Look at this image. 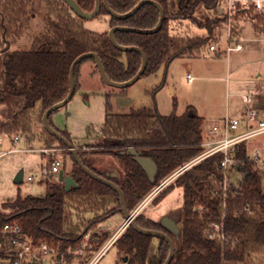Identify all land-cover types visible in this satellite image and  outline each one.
Instances as JSON below:
<instances>
[{
    "label": "trees",
    "instance_id": "1",
    "mask_svg": "<svg viewBox=\"0 0 264 264\" xmlns=\"http://www.w3.org/2000/svg\"><path fill=\"white\" fill-rule=\"evenodd\" d=\"M76 1L83 10L91 12L98 0ZM108 1L113 10L125 13L140 0ZM157 1L165 11L160 29L154 32L119 29L115 32L118 43L137 45L146 53L147 67L143 75L157 74L162 66L168 67L178 57L204 54L218 41L217 26L226 20L219 14L218 0ZM201 8L207 9L211 15L200 18L197 13ZM39 9L55 17L46 21V32L35 38L31 49H6L8 43L15 42L25 32ZM102 15L110 17L111 27L122 25L146 29L156 26L160 10L154 3L146 2L132 15L116 18L102 5L97 16ZM243 16L251 17L254 29L264 34V14L261 11L252 9L247 14L235 15V18ZM84 21L64 0H0V134H20L48 146L58 143L71 155L73 165L67 174L78 183L77 187L67 190L64 182L47 179L45 196L19 195L14 201L6 202L5 207L11 211H0V229L6 222H19L26 236L35 243L46 241L68 262L79 257L77 251L94 224L117 211L122 212L121 202L116 190L86 173L66 144L46 130L43 115L51 105L68 95L70 67L80 54L97 52L108 76L115 81L132 78L142 65L140 52L117 48L111 42L108 30H92ZM175 22H187L206 32L204 35L175 33ZM232 31L241 35L237 26ZM85 62L96 66L93 57L85 58L77 65L76 90L80 87L79 78ZM95 70L99 72L97 66ZM111 94L107 93L103 125L99 129L88 128V137L96 133L95 142L82 143L67 129L56 127L53 114L57 110L51 113L49 120L77 148L85 165L123 189L127 207L133 211L165 178L203 151L204 117L193 105H188L181 114L163 115L157 106L117 113L109 101ZM131 146L140 155L155 161L152 173L129 151ZM105 155L111 161L105 159ZM236 158L244 169L239 188L230 185L227 191L224 190L223 154L217 152L180 174L153 199L151 203L158 204L175 186L183 188L178 236L144 213L136 217L140 226L164 230L173 238L176 250L171 264H247L250 257L264 246L263 176L255 169L244 143L240 145ZM97 162L106 166L114 164L119 174L101 170L96 166ZM72 211L83 215L78 217L81 218L79 222H73ZM88 212L95 213L89 220L86 218ZM84 219L88 221L85 227L81 225ZM94 238L93 255L105 241L99 237L96 242ZM154 238H158L155 250L152 249ZM113 246L117 251L116 259L120 258L124 264H164L170 251L164 238L141 233L131 225L125 228Z\"/></svg>",
    "mask_w": 264,
    "mask_h": 264
},
{
    "label": "rangeland",
    "instance_id": "2",
    "mask_svg": "<svg viewBox=\"0 0 264 264\" xmlns=\"http://www.w3.org/2000/svg\"><path fill=\"white\" fill-rule=\"evenodd\" d=\"M197 14L200 18L205 19L211 15V12L201 8ZM50 18L55 17L53 15L50 17L44 9H39L25 32L11 43L10 49H31L34 46L35 38L46 32V21ZM234 22L241 28V41L244 48L222 55H215L209 49L205 50L204 56L202 53V55L194 57L195 76L191 81L186 77L187 63L191 62L194 65V62L192 60L185 61L186 57L174 59L168 67L162 66L157 74L143 75L124 89L106 85L100 79L99 72L95 70L97 75H92L89 72L85 62L83 64L85 83L78 87L67 104L57 109L53 114L55 126L59 129H67L82 143L95 142L96 133L88 137L87 131L90 127L99 129L103 125L106 117L107 93H112L109 101L113 111L117 113H127L132 108L157 106L163 115L173 112L181 114L188 105H193L201 116H205L204 125L208 128L215 122H220V119L227 113L233 116L240 115L245 109V104L242 101L243 94L252 93L254 95L253 104L264 107V34L254 29L251 17L235 18ZM84 24L95 31H106L109 27V16L102 15L85 19ZM192 27L194 31H204L194 25ZM216 31L218 36L216 43L220 47H225L228 44V23L220 22ZM233 43L231 42V44ZM13 137V135L8 136L2 133V142H0V152L12 149L7 154L0 156V211L5 212L11 211V208L5 207L6 202L14 201L19 195L22 197L28 195L43 197L47 194V179L57 180L56 177L28 179L32 175L40 176L42 167L47 162L48 156L40 149L57 148L61 153L62 169L65 173L69 172L73 165L71 155L56 142L48 146L35 139L30 141L23 135L17 141H14ZM246 143L249 154H252L256 147L263 149L264 134L249 138ZM15 148L16 150H13ZM88 149H91V146ZM243 171V166L231 167L228 170L229 185L239 188ZM20 172H22V181L17 182L16 179ZM163 199L157 207H154L156 205L154 203L149 205L150 208H154L155 217L158 218L165 212L180 216L184 200L183 188L175 186ZM72 214L74 223L79 222L81 218L78 217L83 216L76 211H72ZM87 220L82 221L83 227L86 226ZM122 220L121 213H113L94 224L89 231L93 233L96 231L106 232L110 236L119 229ZM179 222L180 220L176 222L177 226L180 225ZM93 236L92 233L89 234L88 239L84 236L81 245L82 251H77L80 254L79 257L67 261L69 264H87L97 253L95 252L93 255L91 249L94 246ZM157 243L158 238H154L153 250ZM116 252L114 246L110 247L95 264H124L120 258L116 259ZM90 256L92 257L89 259ZM247 264H264V246L250 257Z\"/></svg>",
    "mask_w": 264,
    "mask_h": 264
},
{
    "label": "built area",
    "instance_id": "3",
    "mask_svg": "<svg viewBox=\"0 0 264 264\" xmlns=\"http://www.w3.org/2000/svg\"><path fill=\"white\" fill-rule=\"evenodd\" d=\"M252 9L261 11L264 14V0H218L219 14L225 17V21L228 23V44L225 47H220L217 43H213L209 46V50L215 55H222L233 50H242L244 48L241 41L242 36L235 35L232 31V28L237 26L234 22L235 15L241 13L247 14ZM238 29L241 28L238 27ZM231 42L234 43L231 44ZM186 77L189 81L194 78L193 64L191 62L187 63ZM242 101L245 104L243 112L237 116L227 113L220 119V122H215L210 128L209 135H204L202 143L203 151L190 161L181 165L156 186L132 211L133 216L137 217L180 174L204 158L217 152L223 154L221 166L225 171L224 190H228L230 186L228 183V170L231 167L242 165V162L236 158L240 145L244 143L248 146L246 141L249 138L264 134V107L253 104L254 95L252 93L243 94ZM20 137V135H15L13 140L17 141ZM0 142H2L1 134ZM13 150H16V148ZM40 150L48 156L47 162L43 165L40 176L32 175L28 179L33 180L37 177H56L59 179V174L63 170V162L60 157L61 153L58 152L57 148H42ZM10 151L12 149L4 150L0 152V156ZM249 157L254 161L255 169H258L263 176L264 150L261 147H256L252 154H249ZM0 235V264H69L65 257L57 254L54 248L46 241L35 243L30 237L26 236L19 222H6L0 229ZM115 241L116 238H113L87 264H95ZM78 251L81 252L82 249L80 248Z\"/></svg>",
    "mask_w": 264,
    "mask_h": 264
},
{
    "label": "water",
    "instance_id": "4",
    "mask_svg": "<svg viewBox=\"0 0 264 264\" xmlns=\"http://www.w3.org/2000/svg\"><path fill=\"white\" fill-rule=\"evenodd\" d=\"M64 1L72 8V10L74 11L75 14H78L79 16H81L84 19H91V18L97 16L99 14L101 8H102V5H104L106 7V9L109 11V13L112 14L116 18H125V17L132 15L146 2L154 3L160 10V19H159L158 23L156 24V26L153 28L143 29V28H133V27H129V26L116 25V26L111 27L109 30V38H110V40L114 46H116L117 48L124 50V51L136 50V51L140 52V54L142 55V65H141L140 69L138 70V72L132 78H130L126 81L112 80L108 76V74L105 70V67L103 65L102 59L97 52L89 51V52H84V53L80 54L79 56H77L74 59V61L71 64V67H70V77H69L70 78V90H69L68 95L63 100H61L60 102H57V103L51 105L45 111V113L43 115V124H44V127L46 128V130H48L51 134L55 135L56 137H58L60 140H62L66 144V146L69 148V150L73 154L76 162L79 164V166L86 173H88L90 176H92L96 180H98L104 184L109 185L110 187H112L114 190H116L118 192L119 197H120V202H121V210H122V212L125 216V220H126L125 221V228L127 226L131 225L141 233L164 238L169 243L170 251H169V254H168L164 264H171L173 257H174V254H175V250H176V246H175V242H174L173 238L164 230L149 229V228H144V227L140 226L136 221V217L133 216L132 211H130L127 207L126 195H125V192L123 191V189L118 184H116L114 181L110 180L109 178H107L105 176L99 175L98 173L93 171L91 168H89L87 165H85L83 163L81 157L78 154L77 148L73 145V143L66 136H64L60 131L55 129L51 125L50 120H49L51 113H53L55 110L59 109L60 107L64 106L65 104H67L69 102V100L73 97V95L75 94V91H76L75 69H76L77 65L82 60H84L85 58L93 57L95 59L96 66L98 67L99 73H100L101 77L103 78V80L108 85H111L114 87H119V88H125V87L132 85L138 79H140L142 77L146 67H147V55H146V53L144 52V50L142 48H140L137 45H123V44L118 43L117 40L115 39V32L119 29H121V30H136V31H140V32L157 31L162 26L164 18H165L164 8L157 0H140L129 11H127L125 13H118L111 8L108 0H98L96 3L95 9L90 12V11L83 10L76 0H64ZM9 46H10V43H8L6 49H9ZM129 151L133 152L135 154V158L143 165V167L148 172L152 173L154 171L155 161L152 158L140 155L139 153H137L135 151V149L132 146L129 147ZM21 176H22V172H20L18 174L17 179H16L17 182L21 181ZM59 180L64 182L67 190H70L72 186H74V187L78 186V183L73 178V176L65 173L64 170H62L60 172ZM169 228H170V231H172L175 234V236L179 235L180 227L177 226V223H174V225H171Z\"/></svg>",
    "mask_w": 264,
    "mask_h": 264
},
{
    "label": "crops",
    "instance_id": "5",
    "mask_svg": "<svg viewBox=\"0 0 264 264\" xmlns=\"http://www.w3.org/2000/svg\"><path fill=\"white\" fill-rule=\"evenodd\" d=\"M205 9V8H204ZM205 10H207V9H205ZM198 15V14H197ZM180 26V27H179ZM191 26H192V24H187V22H184L183 24H180V23H177V22H175L174 24H173V31L175 32V33H177V32H181V33H190V34H195V35H204V33H205V30L204 29H202V30H204L203 32H197V31H194V28L192 27L191 28ZM196 27V26H195ZM110 28H111V26H110V17H109V27H108V31L110 30ZM196 28H198V27H196ZM200 29V28H199ZM220 31V30H219ZM195 32V33H194ZM10 46H11V44H10ZM10 46H9V48H10ZM206 54V53H205ZM205 54H203V56L205 55ZM187 59L185 60V61H189V60H192L193 62H194V57H186ZM185 63V62H184ZM87 67H88V69H89V72L92 74V75H97L98 73L95 71V64L94 63H92V62H87ZM193 71H194V76H195V62H194V65H193ZM100 74V73H99ZM84 70H83V66H82V70H81V76H80V79H79V81H80V85H83V83H85V79H84ZM100 79H101V75H100ZM102 80V79H101ZM100 81V80H99ZM101 82V81H100ZM106 85H108L107 83H106ZM201 115V114H200ZM203 116V115H202ZM203 117H205V116H203ZM211 128V127H210ZM210 128H208L206 125H203V132H204V135L205 136H208L209 135V132H210ZM38 142H40V141H38ZM41 148V147H40ZM39 148V149H40ZM263 150H264V148H263ZM44 157H45V155L44 154H42ZM104 158L105 159H107V160H109V161H111L109 158V156H107V155H105L104 156ZM96 166L97 167H99L101 170H103V171H105V172H107V173H111V174H114V175H118L119 174V172H118V170H117V168H116V166L114 165V164H110L109 166H106L104 163H101V162H97L96 163ZM57 180H59V179H57ZM56 180V181H57ZM21 181H22V176H21ZM20 181V182H21ZM264 181V180H263ZM164 200V199H163ZM163 200H161L158 204H154L155 206L154 207H157ZM10 202H12V201H10ZM150 203L142 210V212L141 213H144L145 215H147L148 217H150V218H152V219H154V220H160V222L162 223V225L165 227V228H167L168 230H170V226L171 225H174V223H176L178 220H179V218H180V216L178 215V214H174V213H171V212H165V213H162L158 218L157 217H155V215H154V208H150ZM116 214L117 213H121V215L123 216V220L121 221V225H120V227H119V229L114 233V234H112V235H110V236H108V233H106V232H98V231H96V232H92V231H88L86 234H85V237H87V239H88V237H89V234H94V239H95V241L97 242L98 240H99V237H101L102 239L103 238H105L104 240V244L102 245V247L101 248H103L106 244H108L110 241H112L113 240V238H118L119 237V235L125 230V216H124V214H123V212H121V211H117V212H115ZM114 213V214H115ZM87 215H88V217H86L88 220L89 219H91V218H93L94 217V215H95V213L94 212H88L87 213ZM180 227V226H179ZM114 244V243H113ZM113 244L110 246V247H112L113 246ZM109 247V248H110ZM100 248V249H101ZM98 252V251H97ZM96 255V254H95ZM94 255V256H95ZM94 256L92 257V259L94 258ZM91 259V260H92ZM90 260V261H91Z\"/></svg>",
    "mask_w": 264,
    "mask_h": 264
}]
</instances>
